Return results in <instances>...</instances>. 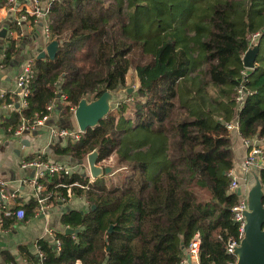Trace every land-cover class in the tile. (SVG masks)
Listing matches in <instances>:
<instances>
[{
	"label": "trees",
	"instance_id": "obj_1",
	"mask_svg": "<svg viewBox=\"0 0 264 264\" xmlns=\"http://www.w3.org/2000/svg\"><path fill=\"white\" fill-rule=\"evenodd\" d=\"M126 1L52 3L50 26L62 43L54 59L37 58L28 106L14 112L10 123L16 126L22 116L29 118L46 111L57 91L67 96V108L71 110L84 97L97 100L107 91L125 87L136 49H140L150 57L135 64L139 96L145 100L135 102V117L127 120L131 125L136 120L133 127L146 134L143 144L154 140L156 150L150 157L141 158L121 152L123 106L118 113L111 109L97 125L87 127L79 140L51 146L56 154L76 163H82L94 150H98L99 163L117 153V160L131 167L133 173L119 187H108L104 178L90 183L89 176L76 171L46 181L49 189L79 181L84 188L73 186L72 192L85 196L89 205L84 212L71 209L62 214L64 230L57 233L62 243L60 251L40 238L37 243L42 257L27 247L21 248L20 254L28 264H176L194 233L200 231V264H234L236 255L225 249V241L238 234L232 207L239 195L230 192L228 175L235 165V153L232 135L223 123L231 117L219 115L220 109L214 107L216 100L207 90L211 84L221 90L231 85L229 105L241 134L264 137V60L260 54L258 64L249 72L248 84L254 93L241 107H236L234 93L245 68L242 54L250 48L248 33L254 23L249 13L248 24L235 18L234 4L240 0L207 4L205 16L210 28L202 41L206 67L202 85H198L191 77L193 60L175 36L167 35L152 47L146 38L133 32L127 6L135 13L156 0H128L127 5ZM175 1L161 0L164 11L171 12ZM157 20L156 29L162 18ZM256 28L250 34L260 32V53L264 24ZM14 43L8 44L1 63H9L16 54ZM47 155L44 153L45 158ZM258 175L264 182V168ZM59 190L67 193L66 187ZM30 204L38 206L37 200ZM68 227L75 232L66 233ZM2 256L0 264H20L9 252Z\"/></svg>",
	"mask_w": 264,
	"mask_h": 264
},
{
	"label": "built area",
	"instance_id": "obj_2",
	"mask_svg": "<svg viewBox=\"0 0 264 264\" xmlns=\"http://www.w3.org/2000/svg\"><path fill=\"white\" fill-rule=\"evenodd\" d=\"M57 0H47L46 5L42 0H30L31 6H17L20 2L19 0H8V4L11 6V10L17 13L15 16L14 24L19 27H22L25 21L30 17L34 18V23L38 24L42 21L43 33L46 39V47L48 43L53 40H58L54 36L50 21H49V11L53 2ZM18 3V4H17ZM17 4V5H16ZM20 33V32H19ZM22 35V33H20ZM260 37V32L256 31L252 34L253 39ZM45 49H40L38 54L45 51ZM37 54V55H38ZM245 54H242V59L244 60ZM4 57V56H3ZM251 68L245 66L241 70L239 76V82L235 88V104L236 107H241L245 103L246 98L249 95L254 93V89L248 84L249 81V72ZM37 75V56L31 57L29 59L22 60L18 64L17 68V93L14 97H7L5 91L0 93V104L7 108H13L21 112V110L28 106L29 97L32 94L31 84ZM55 99L51 100L46 108V111L35 112L29 118L22 116L20 122L14 126L9 125L6 128V133L14 138L21 140L27 132L35 131L37 129H42L44 127L48 128V131L52 137L56 138H71L74 141L79 140L82 131L71 130L67 127H57L49 126V121L51 115L54 111L55 104L54 101L59 98H63L66 101L67 96L59 91ZM75 109V108H72ZM224 125L228 131L233 134H238L241 137L242 143L247 148V155L244 160L243 170L245 172L244 176H239L236 174L235 169L232 168L228 175L231 178L229 190L230 192L241 191L239 195L238 202L232 207V218L238 226L237 236H231L225 241V249L229 254L236 255V249L240 246L241 241L245 235V225L247 223L246 212L249 210L248 204V192L249 186L248 181L252 179L253 175L251 170H255L257 173L259 170L264 168V147L259 144V138H249L244 137L240 131V124L236 119H226L223 120ZM264 140V137H261ZM5 138L0 136V144ZM23 169L33 170V175L24 179V181H29L36 189V200L38 203V212L37 214L42 213L43 215L47 210L52 206L54 200L59 203H65L70 200L73 195L72 192L73 186H78L84 188V185L79 181H76L72 184H63L59 183L53 185L49 189L46 181L51 182L52 179L59 175H70L73 172V165L70 163H64L60 161H53L44 157V153H39L33 158L24 159L20 163ZM247 174V175H246ZM89 177V182H93L97 178ZM262 180V179H261ZM263 182V180H262ZM264 185V182H263ZM60 187H66L67 193L64 194ZM16 191L9 190L7 187V181L0 180V213L2 220L6 216H14L18 220H23L26 218V209L23 206H10L9 202L15 198ZM54 199V200H53ZM53 236V245L57 251L62 249V243L60 238H58L57 233L51 231ZM220 238H222L220 236ZM202 247V233L196 231L191 238L188 247L184 251V255L176 264H200V253ZM37 249L39 256H43V252L40 251L38 243Z\"/></svg>",
	"mask_w": 264,
	"mask_h": 264
},
{
	"label": "crops",
	"instance_id": "obj_3",
	"mask_svg": "<svg viewBox=\"0 0 264 264\" xmlns=\"http://www.w3.org/2000/svg\"><path fill=\"white\" fill-rule=\"evenodd\" d=\"M42 1L46 5L47 0ZM19 2V4L17 3L18 5L16 4L17 6H31L30 0H19ZM15 16H17V13L11 10L8 0H0V33L3 30L6 31L3 33V36L0 35V60H3L4 52L11 41L15 42L14 46L16 49V54L9 63L4 64V62L1 63L0 61V93L5 91L9 100L18 91L16 78L19 62L35 56L38 58V52L40 49H45L47 44L43 33L42 21L36 24L34 23V18L30 17L19 29L13 21ZM57 108H60V105H56L54 108L49 126H66L71 130L80 129L76 116L73 113L74 109H72L70 114H66L67 111H60ZM16 111L18 110L7 108L0 104V136L7 139L5 143L0 144V180L7 181L8 189L16 191L15 198L9 202V205L23 206L26 209V218L18 220L14 216L5 215V218L2 220L0 213V263H3L2 254L6 251L14 255L20 264H28L20 254V249L27 247L32 253H37L38 239L44 238L52 242L53 236L51 231L58 233L64 230L61 222V216L64 212L71 209H78L84 212L89 203L85 196L73 195L65 203L53 202L44 215L42 213L37 214L38 206L34 207L30 204L36 201V189L29 181H24V179H28V177L33 175V170L23 169L20 165L21 161L33 158L39 153H46L51 158L50 160L70 163L72 165L76 162H73L69 157L56 154L51 147L57 142L60 145H66L71 138L52 137L47 127L27 132L21 140L8 135L6 128L9 125H13L10 123V120ZM237 138L236 142L239 143L240 148L247 155V148L242 143L240 135ZM258 142L264 147V140L262 138H259ZM245 155L244 157H246ZM244 157L243 159L245 160ZM236 168L234 165L235 171ZM240 171L242 172H239L238 175L244 176L243 167ZM4 223L8 225L5 226ZM77 264L82 263L78 262Z\"/></svg>",
	"mask_w": 264,
	"mask_h": 264
},
{
	"label": "rangeland",
	"instance_id": "obj_4",
	"mask_svg": "<svg viewBox=\"0 0 264 264\" xmlns=\"http://www.w3.org/2000/svg\"><path fill=\"white\" fill-rule=\"evenodd\" d=\"M211 1L213 0H176L174 2L173 10L168 13L167 11H164L165 7H163L161 0H156L153 4H147L148 7L145 8V10H136L135 13H133V8L127 6L126 13L129 16L128 21L131 22L133 32L140 35V37L146 38L152 47H157L167 35L175 36L179 41V45L187 50L193 60L191 77L198 85H202L206 67L203 60L202 41L205 39L210 28L208 17L205 16V13L208 14L207 9L205 10V8ZM234 5L235 18L243 20L244 23L249 22V17L247 16L249 13L251 16L250 19L254 23V27L251 30L253 31L254 29H258L256 27L262 28L264 24V0H240ZM149 12L152 13L149 14ZM157 18H162L161 26L158 29H156V23L158 21ZM250 31L248 36L250 37V48H252L255 47V45H258L259 38L253 39V33L250 34L252 32ZM259 54L261 55L260 59L264 60V44L260 53L258 50L256 61L259 59ZM149 58L150 57L147 56V54H143L140 49H136V55L133 58V65L127 75L126 85L113 93V100L110 102V109H115L117 113L120 110V107L123 106L122 108L124 109V112L120 114V116L123 115L121 117L123 123V142L120 149L121 152L129 153L134 158H141L142 156L150 157L151 153L156 150V147H153V143L156 142L154 140L149 144H143L146 134L138 132L133 127L135 124L134 121L136 120H133L132 125L127 120V117H135V102L137 100H145L144 97L139 96L140 81L135 69V64L148 61ZM257 64L258 62L256 65ZM223 89L221 90L211 84L207 91H209L210 96L216 100V105L214 107H216V109H220L218 112L219 115L230 116L231 119H234L235 112L229 105V93L233 91V87L231 85H226ZM87 100L88 102L92 101L90 99ZM54 104L55 107L56 105H60V108H57L60 111L68 110L66 101H64L63 98H59L57 101H54ZM76 108L73 111L74 114ZM71 111L72 109L68 110L66 114H70ZM231 135L235 153V166L237 167L235 173L238 174L239 172H242L240 170L244 167L243 157L245 153L242 148H240L239 143L236 142L238 140V135ZM5 141H7V139H4L1 144L5 143ZM117 158L118 154L114 153L109 159L99 163L102 167H112V171L110 173L107 174L104 172L102 176L98 177L104 178L108 187L121 186L133 173L131 167L126 164H121ZM73 170L91 178V168L88 157H86L82 163H74ZM152 172L153 169H151V173Z\"/></svg>",
	"mask_w": 264,
	"mask_h": 264
},
{
	"label": "water",
	"instance_id": "obj_5",
	"mask_svg": "<svg viewBox=\"0 0 264 264\" xmlns=\"http://www.w3.org/2000/svg\"><path fill=\"white\" fill-rule=\"evenodd\" d=\"M4 32L6 31H1L0 35L3 36ZM61 43L62 41L59 40L51 41L48 43L46 50L38 55V58L48 56L50 59H54ZM258 50L259 46L255 45V47L249 48L246 51L243 60L246 67L251 69L255 67ZM113 93L114 91H107L99 99L92 100L91 102H88V98L86 97L81 99L75 110V116L82 132L89 126L97 125L99 120L109 113ZM70 128L72 127L70 126ZM98 154V150H94L87 156L91 175L94 178L102 176L104 172L108 174L112 171V167L110 166L102 167L99 165L97 161ZM251 173L253 177L249 181V210L246 212L245 235L240 246L236 249L237 260L234 264H264V185L255 170H251ZM237 193L241 194V191L238 190ZM111 230L112 227L110 228ZM73 232H75L74 229L70 227L66 228V233Z\"/></svg>",
	"mask_w": 264,
	"mask_h": 264
}]
</instances>
